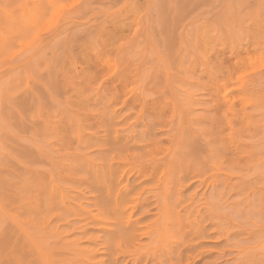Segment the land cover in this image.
Returning <instances> with one entry per match:
<instances>
[{
	"label": "rangeland",
	"instance_id": "1",
	"mask_svg": "<svg viewBox=\"0 0 264 264\" xmlns=\"http://www.w3.org/2000/svg\"><path fill=\"white\" fill-rule=\"evenodd\" d=\"M0 264H264V0H0Z\"/></svg>",
	"mask_w": 264,
	"mask_h": 264
}]
</instances>
